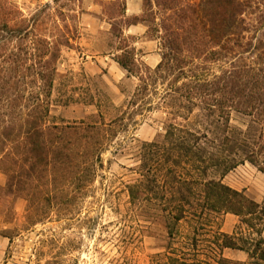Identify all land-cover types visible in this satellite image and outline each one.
Wrapping results in <instances>:
<instances>
[{"label": "trees", "instance_id": "1", "mask_svg": "<svg viewBox=\"0 0 264 264\" xmlns=\"http://www.w3.org/2000/svg\"><path fill=\"white\" fill-rule=\"evenodd\" d=\"M75 1L53 0L55 7L46 4L27 16L12 0H0V163L9 179L16 165L30 161L34 169L72 164L70 147L82 138L83 158L96 166L103 151L98 138L124 121H49L62 51L78 36L60 4ZM145 6L158 10L153 32L163 54L150 77L140 79L135 97L145 99L153 87V111L164 110L169 123L161 142L143 145V179L130 196L152 200L164 213L167 264H209L178 254L176 240H189L197 258L199 244L206 243L215 264H264V205L223 183L246 163L264 174V0H145ZM121 50L116 62L132 72L135 62ZM234 113L248 120L244 128L232 125ZM227 214L239 217L247 236L222 232ZM183 224L191 229L186 236ZM226 249L246 252L249 260L227 259Z\"/></svg>", "mask_w": 264, "mask_h": 264}, {"label": "rangeland", "instance_id": "2", "mask_svg": "<svg viewBox=\"0 0 264 264\" xmlns=\"http://www.w3.org/2000/svg\"><path fill=\"white\" fill-rule=\"evenodd\" d=\"M12 1L27 16L41 6L53 5V0ZM60 5L65 6L78 36L71 48L63 49L57 66L50 123L100 126L124 121L112 124L107 138H98L103 151L94 167L83 158V138L70 147L74 161L64 167L52 162L34 169L30 161L16 165L14 179H9L0 163V242L5 240L0 264H167L171 240L164 213L152 200L133 202L129 191L143 179V145L161 142L169 123L164 110L153 111V87L145 99L135 97L140 79L147 80L149 70L162 61L160 40L153 32V12L158 14V10L146 7L143 0L142 13L125 19L126 0H77ZM132 23H142L145 33L128 38L125 30ZM121 49L135 62L132 72L116 62L124 54ZM151 54L153 60L147 65L145 59ZM247 121L232 115L233 126L244 128ZM211 178L219 179V175L213 173ZM242 181H255V197L264 205V176L258 169L250 166ZM223 221L224 217L221 227ZM190 231L182 225V236ZM237 232L248 234L240 222ZM188 242L176 240L172 248L180 255L185 252L191 262L215 264L206 243L199 244L197 258Z\"/></svg>", "mask_w": 264, "mask_h": 264}, {"label": "crops", "instance_id": "3", "mask_svg": "<svg viewBox=\"0 0 264 264\" xmlns=\"http://www.w3.org/2000/svg\"><path fill=\"white\" fill-rule=\"evenodd\" d=\"M143 11V0H126V6H125V14L124 17L125 19L128 18H137ZM142 23H132L127 26V29L125 30V34L128 38H132L134 36H139L143 35L145 32L142 30ZM145 58V57H144ZM153 60V54L147 57L145 59L146 64L148 65L149 61ZM250 166H252L249 163H246L244 165L239 166L237 169L229 173L224 179L223 183L230 188L240 191V192H245V194L259 203V199L255 197L256 190L257 188L255 187L254 182L252 183H243L242 177L243 173H250ZM253 167V166H252ZM261 173V172H260ZM263 176L264 174L261 173ZM1 177V185H2V176ZM263 191H264V186H263ZM261 204V203H259ZM240 222L239 217L233 215V214H227L224 216V221L221 227V230L223 233L232 235L234 233V230L237 226V224ZM263 238H264V233H263ZM5 240H1L0 248H2V243ZM225 255H230L234 259H240V261H243L244 259L249 260V255L246 252L243 251H237V250H231V249H226L225 250Z\"/></svg>", "mask_w": 264, "mask_h": 264}]
</instances>
